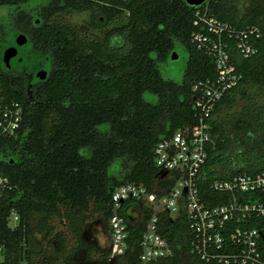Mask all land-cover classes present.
<instances>
[{
	"label": "trees",
	"instance_id": "obj_1",
	"mask_svg": "<svg viewBox=\"0 0 264 264\" xmlns=\"http://www.w3.org/2000/svg\"><path fill=\"white\" fill-rule=\"evenodd\" d=\"M41 1L0 0L14 9V27L50 63L46 77L31 84L23 71L0 65V103L22 107L20 128L0 137V170L12 187L0 202V246L8 262L108 264L109 247L84 237L85 221L101 216L108 228L116 185L142 183L153 192L169 185L162 179L155 184L164 172L153 148L162 136L196 122L193 82L215 75L213 59L190 43L198 9L237 29L260 31L255 55L234 53L242 79L212 113L214 145L201 186L264 169V0L199 6L186 0ZM80 7L90 12L86 22L61 16ZM176 42L187 52L179 82L159 68ZM116 160L113 176L109 167ZM11 209L19 215L14 229L6 225ZM55 221L63 230H55ZM129 230L135 241L141 224ZM185 232L179 224L169 240L175 245Z\"/></svg>",
	"mask_w": 264,
	"mask_h": 264
},
{
	"label": "built area",
	"instance_id": "obj_2",
	"mask_svg": "<svg viewBox=\"0 0 264 264\" xmlns=\"http://www.w3.org/2000/svg\"><path fill=\"white\" fill-rule=\"evenodd\" d=\"M193 25L197 29L190 43L213 59L215 75L193 82L196 122L162 136L153 148L155 164L164 172L162 183L169 185L156 192L134 182L113 187L108 219V262L113 259V264H264V169L201 186L203 166L214 145L212 113L242 79L234 53L240 58L255 55L260 31L255 26L237 29L200 9ZM21 120L19 102L0 103V137L14 135ZM11 188L0 170V202ZM18 221L17 211L11 209L7 227L14 229ZM138 224L139 237L131 241L129 228ZM179 224L186 232L173 245L169 237ZM0 264L58 263L8 262L0 246Z\"/></svg>",
	"mask_w": 264,
	"mask_h": 264
},
{
	"label": "rangeland",
	"instance_id": "obj_3",
	"mask_svg": "<svg viewBox=\"0 0 264 264\" xmlns=\"http://www.w3.org/2000/svg\"><path fill=\"white\" fill-rule=\"evenodd\" d=\"M13 10L14 9L6 5L0 6V65H4L2 60L3 51L9 46H16L15 38L19 33L22 32L15 28L14 25L11 23L10 17ZM61 16L71 24H81L83 22L88 21L91 17L90 12L81 7L79 10H67L66 12L62 13ZM116 25H118V23H116ZM17 48H20L19 56L21 58V62H18V60L13 59L11 62L13 68L18 70L27 68V71H29V73H31V70L35 69V74L43 70L46 71V73L48 72L50 67L48 56L43 54L38 55V53L34 51V48L30 42L26 43L22 47L19 46ZM173 52H175L177 56L176 58L171 57V54ZM186 58L187 52L179 42H176L175 47L173 48V50H171L168 57L159 63V68L162 72V75L165 78L179 82L183 75ZM146 98L151 101L155 100V96H152L150 94H146ZM118 166L119 160H116L109 167V172L113 176L117 174ZM161 179L162 175H158L155 180V184L161 181ZM55 225V230H63L62 225L58 224L56 221ZM83 235L85 238L95 242L100 247L109 246V230L101 216H95L85 221L83 226ZM37 237L40 238V236ZM68 238V245H71L73 243V240L72 238H70V236H68Z\"/></svg>",
	"mask_w": 264,
	"mask_h": 264
},
{
	"label": "water",
	"instance_id": "obj_4",
	"mask_svg": "<svg viewBox=\"0 0 264 264\" xmlns=\"http://www.w3.org/2000/svg\"><path fill=\"white\" fill-rule=\"evenodd\" d=\"M187 3L191 6H199L201 5L205 0H186ZM27 36L24 33H19L17 37L15 38V44L16 46L12 45L7 47L2 54V60L6 67L10 66V60L15 57L18 53L19 46L24 45L27 42ZM172 58H176L175 52L171 54ZM47 73L46 71H40L37 73V76L40 77V79H44L46 77ZM109 264H113V259L109 260Z\"/></svg>",
	"mask_w": 264,
	"mask_h": 264
},
{
	"label": "flooded vegetation",
	"instance_id": "obj_5",
	"mask_svg": "<svg viewBox=\"0 0 264 264\" xmlns=\"http://www.w3.org/2000/svg\"><path fill=\"white\" fill-rule=\"evenodd\" d=\"M39 3H42V4H45V0H43V1H41V2H39ZM22 33V32H21ZM26 35V34H25ZM27 36V35H26ZM28 38V37H27ZM28 42H30L28 39H27V42L26 43H28ZM25 43V44H26ZM31 44H32V46H33V48H34V43H32V42H30ZM24 44V45H25ZM23 46V45H22ZM22 46H20V47H22ZM19 53H20V48L18 49V53H17V55L15 56V57H13L11 60H10V66L9 67H7V68H12L13 66H12V64H11V62H12V60L13 59H16V60H18V62H21V58H20V56H19ZM5 65V64H4ZM28 69L26 68H24V69H21L20 71H23L25 74H27L28 75V77H29V82H30V84L31 83H35L36 81H38V80H41L40 79V77H38L37 76V74H35V69H33V70H31V73H29V71H27Z\"/></svg>",
	"mask_w": 264,
	"mask_h": 264
}]
</instances>
